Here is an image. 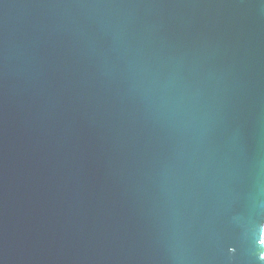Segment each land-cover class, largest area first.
Returning a JSON list of instances; mask_svg holds the SVG:
<instances>
[{
    "label": "water",
    "instance_id": "obj_1",
    "mask_svg": "<svg viewBox=\"0 0 264 264\" xmlns=\"http://www.w3.org/2000/svg\"><path fill=\"white\" fill-rule=\"evenodd\" d=\"M0 264H264V0H0Z\"/></svg>",
    "mask_w": 264,
    "mask_h": 264
}]
</instances>
